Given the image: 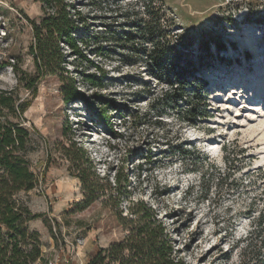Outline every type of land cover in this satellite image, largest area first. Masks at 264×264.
<instances>
[{
    "label": "rangeland",
    "instance_id": "374dc122",
    "mask_svg": "<svg viewBox=\"0 0 264 264\" xmlns=\"http://www.w3.org/2000/svg\"><path fill=\"white\" fill-rule=\"evenodd\" d=\"M68 1L80 13L79 54L62 44L64 76H37L33 96L19 78L37 74L29 21L53 9L0 0V89L32 99L24 118L8 117L29 130L25 157L38 179L15 196L39 214L27 222L42 244L34 264H87L128 233L120 215L138 201L167 224L185 264H258L264 235L249 238L264 227V104L239 89L264 79V0H154L151 14L144 0ZM131 22L141 24L135 42L123 35ZM150 29L168 63L179 54V67L192 63L206 81L209 117L191 123L164 106L169 85L145 54ZM187 78L194 96L199 80ZM72 86L82 97L67 99Z\"/></svg>",
    "mask_w": 264,
    "mask_h": 264
},
{
    "label": "trees",
    "instance_id": "16d2710c",
    "mask_svg": "<svg viewBox=\"0 0 264 264\" xmlns=\"http://www.w3.org/2000/svg\"><path fill=\"white\" fill-rule=\"evenodd\" d=\"M37 1L42 3L45 11L49 8L53 10L43 17L41 23L27 17L33 25L35 36L32 54L37 74L25 73V76L19 78L32 90L33 96L37 93L36 78L39 76L50 74L64 76L61 67L64 50L62 44L71 48L75 54H79V46L74 34L78 24L76 15L80 13L73 14L72 5L68 0ZM153 4L154 0H144L145 12L159 13L160 9L154 11ZM131 24L133 29L124 31L123 35L126 41L135 42L140 38L141 24L134 25L133 22ZM155 30L146 31L153 48H145V54L147 62L155 68L153 76L161 81L165 80L169 85L162 94L164 106L183 110L181 118L191 123L209 117L206 81L194 76L195 70L190 69L192 63H188L186 68L179 67V54L176 56V61L168 63V56L171 55L158 45ZM13 68L19 74L17 66L14 65ZM188 76L199 80L196 83L197 90L194 96L189 94ZM92 77L88 75V81L100 86ZM64 93L67 99L82 97L81 92L73 86L68 87ZM31 103L32 99L20 101L13 91L0 89V169L4 171L0 178V264H34L42 258L40 237L36 231L30 230L27 226V222L39 217V214H32L28 206L15 197L20 192H30L38 183L25 157L29 130L21 121L14 122L8 117L10 113L23 117ZM183 103H186L187 107L182 109ZM4 115L6 118L3 121ZM78 150L81 151V148ZM79 177L85 189L93 188L94 183L86 175L80 174ZM133 204L128 214L120 215L128 233L121 241L114 242L107 248H101L87 264H185L176 256L174 240L167 224L143 201ZM262 222L263 220L259 225ZM257 232L260 233L259 236L264 235V227L261 231L254 229L249 239ZM262 244L264 248V236ZM258 262L264 264V255Z\"/></svg>",
    "mask_w": 264,
    "mask_h": 264
},
{
    "label": "bare ground",
    "instance_id": "6f19581e",
    "mask_svg": "<svg viewBox=\"0 0 264 264\" xmlns=\"http://www.w3.org/2000/svg\"><path fill=\"white\" fill-rule=\"evenodd\" d=\"M226 72H227L226 70L224 72H222V76L223 75L225 76ZM262 77H264V74L262 75ZM212 81H213V84H219V81L216 82L213 79H212ZM234 85L236 86V85H238V83H235ZM239 90H240L239 92H242V94L243 93H247L248 94L250 91L254 90V91H252L253 92L252 94L248 95L249 100L250 101L258 100V101H260V103L264 104V79L260 78V79L256 80L255 82H252V81L244 82L243 86L240 87ZM247 90H248V92H246ZM235 93L237 94L238 91H236ZM208 150L209 149H207V151Z\"/></svg>",
    "mask_w": 264,
    "mask_h": 264
},
{
    "label": "built area",
    "instance_id": "2783aa9c",
    "mask_svg": "<svg viewBox=\"0 0 264 264\" xmlns=\"http://www.w3.org/2000/svg\"><path fill=\"white\" fill-rule=\"evenodd\" d=\"M37 264H60V262H59V260L46 261V262L40 261Z\"/></svg>",
    "mask_w": 264,
    "mask_h": 264
}]
</instances>
